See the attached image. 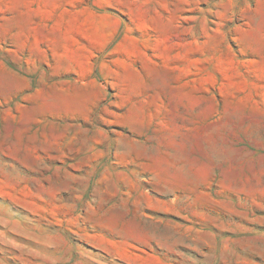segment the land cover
<instances>
[{
    "label": "rangeland",
    "instance_id": "rangeland-1",
    "mask_svg": "<svg viewBox=\"0 0 264 264\" xmlns=\"http://www.w3.org/2000/svg\"><path fill=\"white\" fill-rule=\"evenodd\" d=\"M0 264H264V0H0Z\"/></svg>",
    "mask_w": 264,
    "mask_h": 264
}]
</instances>
